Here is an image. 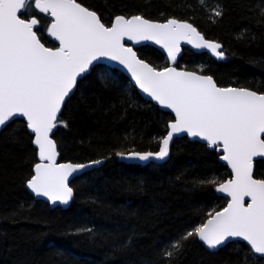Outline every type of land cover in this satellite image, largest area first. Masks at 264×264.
<instances>
[{"label":"trees","instance_id":"16d2710c","mask_svg":"<svg viewBox=\"0 0 264 264\" xmlns=\"http://www.w3.org/2000/svg\"><path fill=\"white\" fill-rule=\"evenodd\" d=\"M77 2L106 26L117 15L188 21L223 45L224 59L184 48L178 68L210 75L221 87L264 88V0ZM217 6L220 16L214 15ZM33 16L41 21V41L56 47L45 30L50 16L32 6L24 18ZM137 51L153 67L169 66L152 46ZM86 76L60 116L68 126H58L53 138L60 162L102 163L72 181L67 209H52L27 189L39 161L26 122L16 119L0 131V264H242L245 258L264 264V258L248 255L245 242L210 251L196 236L181 241L174 256L164 255L172 242L226 206L216 188L231 172L216 148L188 138L175 139L164 161H122L118 152H157L174 117L143 98L118 70L96 65ZM255 176L264 178V160L255 163ZM208 179L218 183H201Z\"/></svg>","mask_w":264,"mask_h":264},{"label":"snow or ice","instance_id":"6c2138e0","mask_svg":"<svg viewBox=\"0 0 264 264\" xmlns=\"http://www.w3.org/2000/svg\"><path fill=\"white\" fill-rule=\"evenodd\" d=\"M32 6L54 18L45 30L59 41L58 47L41 42L39 29L34 31L41 23L38 18H22ZM214 15H222L218 6ZM125 38L137 44L152 41L160 45L173 63L181 40L195 49H208L217 58L224 56L218 51L221 44L205 40L192 24L176 19L156 23L142 15H117L106 26L96 11L77 0H0V129L21 117L34 134L32 143L40 162L27 186L37 196L67 205L73 195L69 177L102 163H57L59 151L52 134L58 126H68L59 117L79 82L87 79L89 66L107 58L123 65L143 93L175 114L157 152H118V156L164 161L174 137L187 133L221 151L220 159L234 176L216 188L231 198L227 207L172 242L164 255L174 256L181 241L196 236L209 249L240 239L250 246L248 255L264 258V178L253 175V158L264 157V88L220 87L209 75L153 67L138 58L124 43ZM201 183L218 182L208 179ZM245 197L250 198L246 206ZM242 264H247V258Z\"/></svg>","mask_w":264,"mask_h":264},{"label":"water","instance_id":"95a60500","mask_svg":"<svg viewBox=\"0 0 264 264\" xmlns=\"http://www.w3.org/2000/svg\"><path fill=\"white\" fill-rule=\"evenodd\" d=\"M79 3V2H78ZM84 6V5H83ZM86 7V6H85ZM88 8V7H87ZM37 11H39L38 9H36ZM91 10V9H90ZM25 13H26V11H24L23 12V15H22V18H24V15H25ZM45 14V13H44ZM19 15V14H18ZM47 15H49L50 16V19H51V21L54 19L53 17H51V15H50V13H48ZM126 18H128V17H126ZM145 18V17H144ZM26 19V18H25ZM147 19V18H146ZM172 19H176V18H172ZM176 20H178V21H181V22H186V23H190V22H188V21H184V20H179V19H176ZM151 21H153V20H151ZM168 21V20H167ZM167 21H153V22H156V23H166ZM190 24H192V23H190ZM193 25V24H192ZM38 26L39 25H37L36 27H34V31L38 28ZM193 27H195L194 25H193ZM196 28V27H195ZM197 29V28H196ZM197 31L199 32V30L197 29ZM200 33V32H199ZM202 34V33H201ZM203 35V34H202ZM47 37H48V39L49 40H51L53 43H55L57 46L56 47H58L59 46V41H57V40H55L53 37H51V36H49L48 35V33H47ZM205 38V37H204ZM205 40H207V41H212V42H216V41H213V40H208V39H206L205 38ZM42 42V41H41ZM43 43V42H42ZM124 43L127 45V46H129V47H131L132 49H133V51H135L136 53H137V56H138V58H140V59H142L140 56H139V54H138V51H137V48H139V47H141V46H144V45H148V46H152V47H154L155 49H157L160 53H162L165 57H166V59H167V61H168V63H169V67H173V68H176L177 69V71H185V72H194V73H196V74H198V75H206V74H202V73H198V72H195V71H191V70H186V69H181V68H178L176 65H177V63H178V61L180 60V58L182 57V55H183V49L184 48H188V49H190V50H192L193 52H195V53H203V52H205V53H208L209 55H211V56H213L214 58H216V59H218V60H223L224 59V56H223V58H217V56H215V55H213L212 54V52L210 51V50H208V49H195V48H193L192 47V45L191 44H188V43H186L184 40H181V42H180V53L178 54V56H177V60H176V62L175 63H173L171 60H169V58H168V56H167V52L163 49V48H161V46L160 45H158V44H155L154 42H152V41H142L141 43H135V42H133V41H128L126 38H125V40H124ZM216 43H219V42H216ZM219 44H221V43H219ZM222 45V44H221ZM46 46V45H45ZM46 47H48V46H46ZM218 51H222L223 52V45H222V48L221 49H219ZM224 54V53H223ZM144 60V59H143ZM145 61V60H144ZM145 62H147V61H145ZM148 63V62H147ZM96 65H104V66H107V67H109L110 69H115V70H118V71H120V72H122L123 74H125L129 79H130V81L132 82V84L136 87V89L138 90V92L142 95V97L143 98H145L146 100H148V101H152L155 105H157L162 111H165V112H170L172 115H173V117H175V114L170 110V109H165V108H163V107H161L155 100H152L151 99V97H149L146 93H143L142 92V90H140L139 89V87L135 84V81H134V79L132 78V76H131V73L130 72H128V70L123 66V65H119L116 61H111V60H109V59H107V58H101L100 60H98V61H94L93 62V64L92 65H90L89 66V71L85 74V75H88L90 72H91V70L96 66ZM151 65V64H150ZM210 76V75H209ZM214 79V78H213ZM78 81H79V78H78ZM214 81H215V79H214ZM216 82V81H215ZM217 84V83H216ZM218 85V84H217ZM219 86V85H218ZM221 87V86H220ZM75 91V90H74ZM62 111H63V109H62ZM61 116V115H60ZM60 118V117H59ZM16 119H23V118H21V117H14L12 120H10L9 122H7V124L6 125H8L10 122H12V121H14V120H16ZM25 122H26V120L25 119H23ZM6 127V126H5ZM5 127H3L2 129H4ZM58 128V127H57ZM57 128L56 129H54L53 130V134H52V138H53V135H54V132L57 130ZM2 129H0V131L2 130ZM29 130V132L34 136V134L31 132V130L30 129H28ZM168 131H169V129H168ZM181 138H188L190 141H198V142H201V143H204V144H206L207 145V142L206 141H203V140H200L198 137H196V138H194V137H190L187 133H181V134H179V135H177V136H175L174 137V139H173V141L175 140V139H181ZM54 139V138H53ZM172 141V142H173ZM171 142V143H172ZM170 143V144H171ZM35 146V145H34ZM36 147V146H35ZM58 148V147H57ZM211 148H215V147H211ZM36 149H37V147H36ZM37 151H38V149H37ZM218 151V153L220 154V156H221V151H219V150H217ZM121 159H122V161H125V162H128V163H134V164H144V163H147V162H161V161H157V160H155V159H152V158H150L148 161H140V160H138V159H128V158H122L121 157ZM219 160H220V162L221 163H223V164H225L226 166H228L227 165V163L225 162V161H223V160H221L220 158H219ZM259 160H264V157H254L253 158V175H254V178H257L256 176H255V163L257 162V161H259ZM38 161H39V156H38ZM40 162V161H39ZM57 163H71V162H60V155L57 157ZM90 163V162H89ZM89 163H84V164H89ZM73 164H78V163H73ZM101 165V163L100 164H98V165H92L91 167H89V168H87V169H84V170H82V171H80V172H78V173H75V174H73L72 176H70L69 177V186L71 187V183H72V181L75 179V178H77V177H79V176H82L84 173H86V172H89V171H91V170H93V169H95V168H97V167H99ZM228 168H229V170H230V172H231V178H229L228 180H230V179H234V176H233V174H232V170H231V168H230V166H228ZM227 180V181H228ZM227 181H224V182H227ZM223 183V182H222ZM219 186V185H218ZM217 186V187H218ZM72 188V187H71ZM27 189L29 190V192L32 194V196L36 199V200H42V201H44V202H46V203H48L49 205H50V207L52 208V209H54V208H57V207H61V208H63V209H67L69 206H70V204H71V202L73 201V199H74V190H73V195H72V198H71V200L69 201V203L67 204V205H64V204H61L59 201H57L56 203H53L51 200H49L48 199V197H45V196H37L28 186H27ZM73 189V188H72ZM217 194L219 195V196H221V197H224L226 200H227V203H226V206L225 207H227V204H228V202L230 201V197L229 196H227L225 193H221V192H217ZM250 202V198L249 197H245V206L247 205V203H249ZM224 207V208H225ZM222 210V209H221ZM221 210H219V211H221ZM216 213V212H215ZM215 213L212 215V216H214L215 215ZM212 216H210L204 223H206L209 219H211L212 218ZM235 241H242V240H240V239H235V240H230L228 243H231V242H235ZM202 242V241H201ZM242 242H244V241H242ZM203 243V242H202ZM227 243V244H228ZM246 243V242H245ZM247 244V243H246ZM203 245H204V243H203ZM206 248H207V246L206 245H204ZM224 247V246H223ZM250 247V246H249ZM222 248V247H221ZM208 250H210V251H218L220 248H217V249H209V248H207ZM255 256H258L259 257V255L258 254H256Z\"/></svg>","mask_w":264,"mask_h":264},{"label":"rangeland","instance_id":"374dc122","mask_svg":"<svg viewBox=\"0 0 264 264\" xmlns=\"http://www.w3.org/2000/svg\"><path fill=\"white\" fill-rule=\"evenodd\" d=\"M63 126V125H62Z\"/></svg>","mask_w":264,"mask_h":264}]
</instances>
